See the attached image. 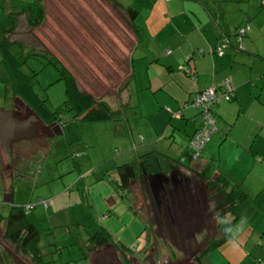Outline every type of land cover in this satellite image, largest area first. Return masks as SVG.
I'll return each instance as SVG.
<instances>
[{"label":"crops","instance_id":"0c3cea01","mask_svg":"<svg viewBox=\"0 0 264 264\" xmlns=\"http://www.w3.org/2000/svg\"><path fill=\"white\" fill-rule=\"evenodd\" d=\"M17 1L18 5L23 4L22 0ZM10 2L0 0L3 10ZM147 9L139 24L141 37L129 55L134 59V77L120 97L123 98L125 93L124 100L128 106L131 84L135 83L137 92L147 90L152 100L145 105V94H139L138 114L147 122L136 132L130 120L126 119L127 112L123 109L121 114V109H118L124 102L118 104L119 120L127 123L121 137L123 153L94 161L89 153L80 155L82 151H87L81 146L80 153L72 160L73 168L68 169L69 172L76 169L79 175L76 177V173H71V176L62 179L61 184L59 180L66 168L56 165L45 172L39 157H43L48 150L44 136L40 137V134L49 136L53 133V138L62 132L43 121L17 97L11 109L14 111L11 122L15 124L8 135L10 139L6 141L0 136L4 143V150L0 148L3 181H27L28 185H24L29 190L31 186H44L42 202H39L49 204L42 206L39 213H48L51 219L55 217L50 221L49 228L70 229L72 225H77L90 238V232L103 225L110 239L95 250H112L114 261L119 262L118 257H122L128 264L132 261L125 253L137 247L143 237L146 241L145 232L149 225L140 213L137 214L133 191L121 192L115 159L121 164L149 152L161 153L166 162L170 161L168 164L172 168L168 169L164 162V168L168 169L166 172L177 170L199 185L201 190L219 174H225L232 185L239 184L245 188L250 199L237 207L239 219L230 231V239L213 250L218 251L217 258L229 264L244 263L252 254L263 256V251L257 246L263 243L264 234V0H153ZM20 19L27 22L25 15ZM247 24L250 29L241 49L237 47L235 35L239 27ZM223 35L230 37L231 44L224 45ZM220 44L224 45L223 55L214 53ZM136 51L139 55L134 58ZM183 67L194 68L196 78H191ZM227 78L235 85V98L215 105L218 129L200 158L194 160L189 141L200 126L197 120L199 110L185 104L196 91ZM17 104L27 108L28 112L21 113ZM144 114H149V117L146 119ZM4 122L5 116L2 115L0 124ZM139 123L135 119L134 125ZM138 141L141 143L138 144ZM249 179L253 181L251 185L248 184ZM141 182L146 186L144 181ZM4 184L11 196L15 195L12 185L7 181ZM27 194L25 191V197ZM35 206L40 205L37 203ZM84 208H87L86 215L82 213ZM207 208L210 214L212 208L209 205ZM77 216H81L84 226L76 223ZM242 219L244 222H240ZM219 237L215 227L209 241H220ZM249 244L253 247L250 248ZM150 248L151 245L143 253L145 258L150 255ZM206 258L205 263L209 264ZM211 262L217 264L214 260Z\"/></svg>","mask_w":264,"mask_h":264},{"label":"rangeland","instance_id":"374dc122","mask_svg":"<svg viewBox=\"0 0 264 264\" xmlns=\"http://www.w3.org/2000/svg\"><path fill=\"white\" fill-rule=\"evenodd\" d=\"M22 1L23 4H27L31 9L36 8L37 15L40 14L39 4H44L46 9V19L36 28H31L30 25L28 26L25 19L19 20V33L14 36V39L17 42L25 41L26 43L24 45L15 43L13 50L22 60L27 57L24 65L27 67L28 72H32L33 70L37 71V74L33 78V84L41 98L48 99L50 108L54 109L63 104L67 99L66 81L61 79L60 71L57 66L48 63L47 57L50 56V53H54L57 54L58 58L77 77L83 90L96 94L98 97L101 96V99L107 100L113 108L118 107L121 101L124 102V105L122 107L120 106V108L127 112L128 117H126V119L130 120L131 126L134 127L135 132L140 130L141 127H144L147 121L139 116L136 105L140 93L145 94V105L152 100L151 93L147 90L137 92L135 83H133L131 84L132 90L129 95L131 97L130 104L128 106L125 104V93L122 94L123 98L119 97L122 93L120 88L122 87L124 78H126L123 76L125 72L122 70H125L127 55H130L131 47H133L136 39L131 32L129 17L125 13L110 8L103 0H77L80 1L79 4H76V0H43V3H38L35 6L32 4L29 5L34 2V0ZM117 1L124 7H133L138 9L139 12L141 10L142 17H138L135 21L136 24H140L143 15H145L148 10L147 7L151 5L153 0ZM11 2L4 6L6 12H14L16 7L23 6L22 4L18 5L17 3H19V1L17 0H11ZM92 14L96 18L97 25L94 26L92 22L90 27L86 30L83 28L84 24L80 25L73 20L78 18L79 15L86 17V15ZM72 16L75 17L72 18ZM11 19L10 17H6L5 14L3 15V5H0V38L2 37L1 31L8 29L7 27L9 26L11 27ZM71 20H73V22ZM90 21L88 20L87 22ZM100 33L104 36V43L99 39V36H101ZM76 35L82 36L85 41L83 42V39H77L78 37ZM27 52L34 53V55L28 54ZM36 52L39 54L35 55ZM138 55V51H136L134 53V58ZM4 66L0 54V107H2L3 110H7V113H5L6 115H4L5 122L0 124V136H3L7 141L10 139L8 135L13 131L12 126H14L15 123L11 122L14 115V111L12 112L9 106L11 103L5 98L7 92L12 89L10 88L11 86L9 87L7 85H11L12 81L11 79L8 81L5 72H2L5 71L2 69ZM119 82L121 85H119ZM196 95L197 94H194L192 96L191 101H193ZM17 107L21 113L26 114L28 112L27 108L25 109L23 106L22 108L17 104ZM0 114L2 115L1 111ZM144 115L146 119L149 117V114ZM201 118L202 116L198 117L199 122ZM118 119L119 118L93 123L75 121L73 118V111H65L64 121L66 124L63 134H58L53 138L52 136L54 134L50 133V131H48V133H50L49 136H46V133L40 134V137L44 136L43 141L47 144L48 149L45 151L46 153L43 157H39V162L42 161V163H44V171L47 172V170H52L56 165L66 168L64 174L61 172L63 177L59 180V182L63 184L62 179H65L67 175L71 176V173H76L77 177L80 173L76 169L72 172H69L68 169L71 167L73 168V165H71L73 162L72 160L80 153L79 149L81 146L87 148V152L82 151V154L85 156L86 153H89L90 158L94 161H98L104 156L114 158L122 154L124 145L121 143V137L122 133L125 132L124 128L127 123L125 120L121 123ZM135 119L140 122L136 124V126L134 125ZM166 128H168V126ZM65 133L67 135L66 137ZM180 134L181 133H179V135ZM214 134L215 133L211 135V138ZM75 138L76 140H73ZM69 143L70 146L67 145ZM68 146L71 148L68 149ZM0 148L4 150V143L1 138ZM67 149L69 152H67ZM116 149L120 151V154H115ZM191 149L193 154L195 150L192 147ZM132 152L134 153L135 151L133 150ZM134 159L138 158H133L130 161L132 162ZM48 163L50 165H48ZM168 169L171 170L172 168ZM168 169L164 168L165 171ZM175 171L177 172V170ZM37 172L39 173L40 169H38ZM92 173L93 172H91V174ZM5 181H7V184H11L15 189V195L11 196L12 193L8 191L4 184ZM5 181H3V175L1 176L0 174V215L4 217L8 216L11 206L15 205V203L19 205L26 202V205L28 202L32 205L39 203L40 206L37 207V210L31 211L34 215H30V218L37 224L42 232V244H40V248L41 245L42 248L44 245L42 249L44 254L43 257L48 264L126 263L125 258L122 257H118L120 258L119 262L114 261L112 250L96 251V247L90 246L89 238L83 234L82 230L79 229L77 225H72L70 229L67 227L47 229L48 223L46 218L40 220L36 216V213L43 209L42 206H45V204H40L42 195L44 194V186L38 185L36 188L31 186V190H29L24 185H28L27 181ZM251 182L253 181L249 179L248 184L251 185ZM133 188L136 193L135 207L149 226L145 232L146 241L143 237L142 240L139 241V244H137V247H132V249H128L125 253L128 259L132 261L133 264H197L195 262V257L200 254L201 250L205 249L215 229V222H213L215 219L212 210H210L209 214V208H207L209 205L211 209V207L214 206L215 200L212 199L210 201L209 194L206 192L207 186H204L203 190L205 188L206 190L203 191L199 185L190 181V186L186 191L188 195L182 194L178 198L177 194L174 192L168 196V205L161 204L160 206L156 205L154 201L155 196L151 195L150 189H148L147 186H143L140 181L135 182ZM144 188L147 199L142 196ZM48 190L49 189H47V191ZM25 191L28 193L26 197ZM206 194L208 200H206ZM53 218L55 217L52 216V219L49 218V220L51 221ZM78 222L84 226L81 216H77L76 223ZM240 222H244V219ZM97 225L99 224L97 223ZM94 231H96V229ZM94 231L92 232L94 233ZM4 233V224L0 223V253L7 252L10 255L11 264H36L31 256L18 251L17 247L5 237ZM262 237V241H264V234ZM147 243L148 246L146 247ZM150 245V255H147L145 258V254L143 253ZM217 252L218 251L215 252L213 249L208 252L206 258L208 263L211 264V260H214L217 264H229L217 258ZM46 255H48V257ZM133 259L135 260L133 261ZM220 261H223V263ZM249 263L252 264L253 262L249 261L246 264ZM128 264H130V262H128Z\"/></svg>","mask_w":264,"mask_h":264},{"label":"trees","instance_id":"16d2710c","mask_svg":"<svg viewBox=\"0 0 264 264\" xmlns=\"http://www.w3.org/2000/svg\"><path fill=\"white\" fill-rule=\"evenodd\" d=\"M106 4L110 6V8L118 10L122 13H125L129 19H130V27L131 32L134 35L135 43L133 44V47L136 45L137 39L139 40L141 37V29L139 24H136V19L140 17V12L138 9H135L133 7H124L121 3H119L117 0H103ZM80 1L76 0V4H79ZM38 3H43V0H34V2L30 3L29 5H37ZM23 6L16 7V10L14 12H6V9L3 10V15L5 14L6 17L12 18V25L11 27H7L8 29L2 30L1 32V38H0V54L2 56V61L4 62V69L5 75L7 77V80L9 81L11 79L12 84L7 85L11 86V91L7 92L6 94V100L10 102L9 105L11 109L13 108L14 101L17 97L21 98L31 109L35 111V113L46 123L51 124L55 129L58 130V132L64 133L65 124L64 121V115L65 111H73V118L76 121H83V122H105L109 120H115L116 118L120 119V113L118 109H121V111H124L122 108H113L107 100L101 99V96H97L96 94H93L89 91L83 90L79 84V81L77 77L67 68V66L58 58L57 54H52L49 51H46L50 53V56L47 57L48 63L54 64L57 66L58 70L60 71L61 79L66 81L67 89V99L64 101L63 104L55 107L54 109H51L48 104V99L41 98V96L38 94V92L35 89V86L33 84V78L37 74V71L33 70L32 72L27 71V67L24 65L25 60L27 57H25L23 60L19 58L15 54V51L13 50V46L15 43H21L25 44V41H15L14 36L18 35V29H19V17L22 15H25L26 20L28 24L31 26V28H36L39 26L45 19H46V9L44 4H39L40 8V14L37 15L36 8L31 9L27 4H22ZM70 6V5H69ZM69 8V7H68ZM111 9V10H112ZM79 15L78 18L73 19L74 22H78L80 25L84 24V30L90 27V24L93 22L94 26L97 25L95 16L92 15ZM75 16H72L74 18ZM98 17V16H97ZM86 18V19H85ZM73 20H71L73 22ZM90 22H87V21ZM26 22V23H27ZM82 22V23H81ZM60 24V23H59ZM66 24V22H65ZM64 24V25H65ZM78 24V25H79ZM57 25V23H56ZM241 29H245V33L242 35L241 39L238 40V36ZM250 26L247 24L245 26H241L238 28L235 37L237 38V47L243 48V39L246 35V33L249 31ZM92 30V29H91ZM101 34V33H100ZM77 39H83L82 36L76 35ZM102 36V37H101ZM99 36V39L102 43H104V36L101 34ZM86 37V35H85ZM225 38H227L228 42H226ZM85 39H83V42ZM81 42V43H83ZM223 43L224 45L231 44L230 37L227 35H223ZM224 45H219L214 53L218 55L224 54ZM131 47L130 53L133 49ZM221 47L223 53H221L218 49ZM59 48V47H58ZM28 54H33L31 52H27ZM39 54L38 52L35 53V55ZM134 60V59H133ZM133 60L129 55H127V61H125V70H122L124 73L123 76L124 82L122 84V87L120 88L122 91L126 88V86L129 84L130 80L134 77V71H133ZM186 73L188 75L195 79L196 78V72L194 68L192 67H183ZM121 71V72H122ZM120 72V73H121ZM229 79V78H227ZM226 80V79H225ZM230 80V79H229ZM224 81V80H223ZM223 81L216 84L217 86H220L221 89H223ZM232 86L234 87V90L230 96L229 99L222 98L217 103L211 104L210 111L213 113L215 118V124L217 126V118H216V110L214 109L215 105L220 104L224 101H232L235 98L236 94V88L233 82L230 80ZM120 83V82H119ZM121 85V83L119 84ZM205 90V89H203ZM203 90L196 91L195 94H198L202 92ZM119 92V90H118ZM120 97V96H119ZM121 98V97H120ZM119 98V99H120ZM193 101L190 100V102L186 103L185 106H193ZM199 110V116H202L201 121L199 123V128L202 126L204 121V113L203 110L198 107ZM168 110L170 108H167ZM3 108L0 107V111L2 112ZM7 110H4V114ZM123 112H121L122 114ZM0 114V118L2 116ZM118 117H115V116ZM198 116V117H199ZM128 117V116H127ZM197 117V120H198ZM118 119V120H119ZM198 128V129H199ZM197 129V130H198ZM218 129V127H217ZM196 130V131H197ZM195 131V133H196ZM194 133V134H195ZM193 134V136H194ZM16 136H19L18 134ZM65 133V137H66ZM192 136V137H193ZM192 139V138H191ZM73 140H76L73 139ZM143 141V137L141 139ZM191 141V140H190ZM209 142V141H208ZM207 142V143H208ZM141 143L138 141V144ZM206 143V145H207ZM67 145H70L67 144ZM135 145V144H133ZM205 145V146H206ZM89 147V145L87 144ZM136 148V146H133ZM205 148V147H204ZM203 148V149H204ZM202 149V151H203ZM201 151V152H202ZM87 152V151H86ZM117 154H120V151L116 149ZM201 152L198 155V158H193V155L195 151L192 154V158L194 160H197L201 156ZM82 153H80L81 155ZM83 155V154H82ZM161 155V156H160ZM164 162H166L161 153L153 154V152H149L146 154L141 155L138 159H134V161L129 162H122L116 163L115 161V167L117 170V173L119 175V186L120 190L122 191H129L134 194V198L136 197V193L134 192L133 184L137 181L142 180V172L145 169L148 173L153 171H158L164 168ZM170 162V161H169ZM168 161L167 167L170 168V164ZM143 185V183L141 182ZM207 192L210 201L212 199L215 200L214 206L212 208V212L215 214V227L217 230V234L220 239V241H214L211 243V240L206 244L205 249L201 250L200 254H198L195 257V262L197 264H206L205 258L208 255V252L211 249L219 247L221 244L226 242L231 237V229L234 225V223L239 219V214L237 212V207L244 202L246 199H248V192L239 184H233L231 183L230 179L225 174H219V176L216 179H211L207 182ZM142 196L147 199V194L144 188V191L142 193ZM42 200V199H41ZM42 202V201H41ZM27 203V202H26ZM26 203L22 204H16L11 206L9 215L4 217L0 215V223L4 224L5 227V237L11 241L16 247L18 251L23 252L24 254L31 256L35 261L36 264H48L47 261H45L43 257V248L40 244L41 242V231L40 228H38L37 224L32 221L30 218V215H34L31 211L37 210V206ZM48 203V202H47ZM43 204V203H42ZM46 204V202H45ZM49 204V203H48ZM47 204V206H48ZM139 205V204H138ZM139 207V206H138ZM141 207V205H140ZM86 209L84 208V212L86 215ZM42 210H39L36 214V216L41 220H44L46 218L48 226L47 229H49V223L50 220L48 218V213H39ZM139 214V211L136 210ZM231 216V218L229 217ZM96 219V218H95ZM54 229V228H50ZM90 246L91 247H99L103 246L108 240L110 239V234L108 230L101 225L99 229L94 231V233H91L89 236ZM260 240V239H259ZM250 248L251 244L248 245ZM263 251L264 254V241L260 244V247L257 246ZM251 255V254H250ZM48 257V255H46ZM264 256V255H263ZM262 255L256 256L252 254L247 258V261L244 263L241 262L240 264H246L249 261H252V264H263L264 257ZM0 264H11L10 261V255L7 252H1L0 253ZM130 264H133L130 262ZM250 264V263H249Z\"/></svg>","mask_w":264,"mask_h":264},{"label":"built area","instance_id":"2783aa9c","mask_svg":"<svg viewBox=\"0 0 264 264\" xmlns=\"http://www.w3.org/2000/svg\"><path fill=\"white\" fill-rule=\"evenodd\" d=\"M244 33L245 29H241L238 40L241 39ZM225 40L228 42L227 38H225ZM218 50L223 53L221 47ZM222 86L223 89L217 85L208 87L202 92L198 93L193 99V105L200 107L204 113L203 124L196 131L190 141V146L195 150L193 158H198L199 153L205 147L206 143L211 138V135L217 131L214 115L210 111L211 104L217 103L222 98L229 99L234 90V87L232 86L229 79L224 80ZM47 204L48 203L46 202V205Z\"/></svg>","mask_w":264,"mask_h":264},{"label":"water","instance_id":"95a60500","mask_svg":"<svg viewBox=\"0 0 264 264\" xmlns=\"http://www.w3.org/2000/svg\"><path fill=\"white\" fill-rule=\"evenodd\" d=\"M144 171L146 172V174L144 173ZM143 174L146 176H142V181H144L147 188L150 189L149 191L151 195L155 196L154 201L157 206H160L161 204L168 205V196L173 194L174 192L175 194H177L178 198L182 194L188 195L186 191L190 186V180L174 170L170 172L160 170L157 172L148 173L144 169Z\"/></svg>","mask_w":264,"mask_h":264},{"label":"flooded vegetation","instance_id":"af4514ba","mask_svg":"<svg viewBox=\"0 0 264 264\" xmlns=\"http://www.w3.org/2000/svg\"><path fill=\"white\" fill-rule=\"evenodd\" d=\"M158 171H160V170H158ZM153 172H156V171H153ZM153 172H150V173H153ZM166 172V171H165ZM144 173L146 174V172L144 171ZM142 176H146V175H144L143 174V172H142ZM148 176V175H147Z\"/></svg>","mask_w":264,"mask_h":264}]
</instances>
